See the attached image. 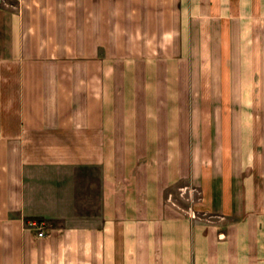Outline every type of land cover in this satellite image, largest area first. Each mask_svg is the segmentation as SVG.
<instances>
[{
    "label": "crops",
    "instance_id": "obj_1",
    "mask_svg": "<svg viewBox=\"0 0 264 264\" xmlns=\"http://www.w3.org/2000/svg\"><path fill=\"white\" fill-rule=\"evenodd\" d=\"M0 264H264V0H0Z\"/></svg>",
    "mask_w": 264,
    "mask_h": 264
},
{
    "label": "rangeland",
    "instance_id": "obj_2",
    "mask_svg": "<svg viewBox=\"0 0 264 264\" xmlns=\"http://www.w3.org/2000/svg\"><path fill=\"white\" fill-rule=\"evenodd\" d=\"M170 196L174 201H176L177 203L182 204V205L191 204V202H193V200L195 198V196H191L190 198H186V197H188L187 194L182 195V192L178 189H174L173 195H169V197Z\"/></svg>",
    "mask_w": 264,
    "mask_h": 264
},
{
    "label": "built area",
    "instance_id": "obj_3",
    "mask_svg": "<svg viewBox=\"0 0 264 264\" xmlns=\"http://www.w3.org/2000/svg\"><path fill=\"white\" fill-rule=\"evenodd\" d=\"M192 216H196V214L195 213H192ZM40 235L43 236L44 235V232H41Z\"/></svg>",
    "mask_w": 264,
    "mask_h": 264
}]
</instances>
